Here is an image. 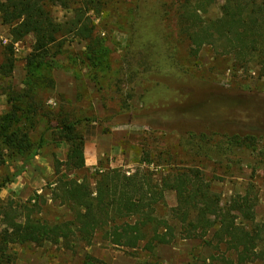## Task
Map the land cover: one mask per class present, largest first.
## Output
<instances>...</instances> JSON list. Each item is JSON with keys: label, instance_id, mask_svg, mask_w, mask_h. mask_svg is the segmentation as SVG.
Returning <instances> with one entry per match:
<instances>
[{"label": "rangeland", "instance_id": "obj_1", "mask_svg": "<svg viewBox=\"0 0 264 264\" xmlns=\"http://www.w3.org/2000/svg\"><path fill=\"white\" fill-rule=\"evenodd\" d=\"M182 1L108 0L102 12H92L95 35L105 47L97 65L88 58L86 42L72 37L61 51L53 48L42 64H30L35 42L31 34L13 45L14 64L7 74L5 47L11 35L0 17V116L9 111L10 97L23 95L13 101L23 107L35 103L39 110L34 127H29L31 120L27 125L34 146L43 141L26 165L20 155L8 157L0 169V184L13 179L0 187V203L20 206L32 199L38 216L50 223L73 218L52 194L61 175L56 159L65 160L70 148L60 129L72 123L84 137L86 159L104 153L96 164H86L72 176H90L100 166L135 170L146 158L155 162L151 168L156 179L169 167L196 165L224 201L249 190L256 200V220L264 222V76L257 68L237 69L232 56L210 45L194 49L181 31ZM222 4L209 0L204 16H220ZM52 11L61 22L72 14L62 6ZM20 118L25 123L22 114ZM202 131L225 135L206 142ZM246 134H255L256 141L244 139ZM234 135L242 138L231 145L226 139ZM113 153L124 154L122 166H112ZM166 203L158 213L176 224L170 213L177 204L174 191H167ZM9 253L3 264H82L86 254L107 264H219V253L201 240L178 236L148 253L116 246L103 231L92 244L78 243L75 249L48 242L16 244Z\"/></svg>", "mask_w": 264, "mask_h": 264}, {"label": "trees", "instance_id": "obj_2", "mask_svg": "<svg viewBox=\"0 0 264 264\" xmlns=\"http://www.w3.org/2000/svg\"><path fill=\"white\" fill-rule=\"evenodd\" d=\"M208 1L183 0L180 5L181 31L191 40L193 48L210 45L215 52L232 56L237 69L248 72L257 68L258 75L264 76V0H223L221 15L216 18L204 16ZM107 2L0 0V17L3 24L10 27L11 35L5 47L9 65L6 74L14 64L13 45L31 34L35 42L30 64H42L53 48L61 51L66 40L72 37L86 42L88 58L97 65L95 60L105 47L95 35L92 12H102ZM54 6L71 10L67 21L57 20L52 11ZM22 97H10L9 111L0 116V169L8 157L15 155L22 156L23 164H28L43 145L41 139L34 146L30 135V128L34 127L32 119L39 109L33 102L27 107L14 103V99ZM21 114L25 117L23 124ZM59 135L70 143V148L65 160L56 159V173L61 175L52 194L53 199L72 212L73 218L50 223L38 216L40 211L31 204L32 199L20 206L0 203V264L10 256L9 249L13 245L42 246L49 242L75 249L78 243L92 244L99 231L116 246L141 248L148 253L155 252L159 245L173 243L180 236L201 240L217 251L219 264L264 261V222L256 220V200L249 190L224 201L200 166L169 167L166 174L156 179L151 168L155 162L148 158L135 170L100 166L90 176H72L86 169L85 140L72 123L63 125ZM213 135L225 133L202 131L206 142ZM228 138L226 140L234 145L242 137ZM243 138L256 141L257 136L246 134ZM12 177L4 180L0 187L11 182ZM167 191L176 193L177 204L170 208L176 224L158 213L159 208L167 206ZM19 216L21 219H17ZM82 264L107 263L86 254Z\"/></svg>", "mask_w": 264, "mask_h": 264}, {"label": "crops", "instance_id": "obj_3", "mask_svg": "<svg viewBox=\"0 0 264 264\" xmlns=\"http://www.w3.org/2000/svg\"><path fill=\"white\" fill-rule=\"evenodd\" d=\"M96 155H95V159H90V161L88 160V159H86V164L87 165H94V164H96L97 163V159L99 158V156L101 155V154H104V153H95ZM94 160L96 161L95 163H94ZM123 162H125V156H124V154H120V153H113V157H112V161H111V164H112V166H122L123 165Z\"/></svg>", "mask_w": 264, "mask_h": 264}]
</instances>
